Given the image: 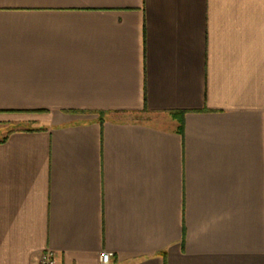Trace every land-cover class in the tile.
Returning <instances> with one entry per match:
<instances>
[{"label":"crops","instance_id":"0c3cea01","mask_svg":"<svg viewBox=\"0 0 264 264\" xmlns=\"http://www.w3.org/2000/svg\"><path fill=\"white\" fill-rule=\"evenodd\" d=\"M45 249L264 264V0H0V264Z\"/></svg>","mask_w":264,"mask_h":264},{"label":"built area","instance_id":"2783aa9c","mask_svg":"<svg viewBox=\"0 0 264 264\" xmlns=\"http://www.w3.org/2000/svg\"><path fill=\"white\" fill-rule=\"evenodd\" d=\"M111 252L105 251L100 253V262L103 264L108 263L109 258L111 257ZM37 264H57L56 252L51 249L43 250L38 258Z\"/></svg>","mask_w":264,"mask_h":264},{"label":"rangeland","instance_id":"374dc122","mask_svg":"<svg viewBox=\"0 0 264 264\" xmlns=\"http://www.w3.org/2000/svg\"><path fill=\"white\" fill-rule=\"evenodd\" d=\"M140 118H144V119H147V120H152V119H155V116L153 115H149V114H143V115H140Z\"/></svg>","mask_w":264,"mask_h":264},{"label":"trees","instance_id":"16d2710c","mask_svg":"<svg viewBox=\"0 0 264 264\" xmlns=\"http://www.w3.org/2000/svg\"><path fill=\"white\" fill-rule=\"evenodd\" d=\"M170 114L173 116H177V117L182 115V113H180V112H170Z\"/></svg>","mask_w":264,"mask_h":264}]
</instances>
